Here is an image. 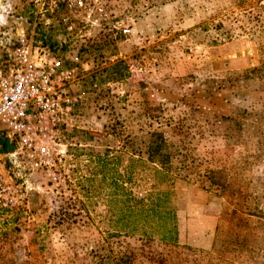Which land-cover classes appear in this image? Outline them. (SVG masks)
Returning <instances> with one entry per match:
<instances>
[{"label": "rangeland", "instance_id": "obj_1", "mask_svg": "<svg viewBox=\"0 0 264 264\" xmlns=\"http://www.w3.org/2000/svg\"><path fill=\"white\" fill-rule=\"evenodd\" d=\"M25 48L61 65L0 119V264H264V0H0L4 77ZM164 190L176 242L114 223Z\"/></svg>", "mask_w": 264, "mask_h": 264}, {"label": "trees", "instance_id": "obj_2", "mask_svg": "<svg viewBox=\"0 0 264 264\" xmlns=\"http://www.w3.org/2000/svg\"><path fill=\"white\" fill-rule=\"evenodd\" d=\"M8 145V139L0 137V153L7 152ZM118 162L119 157L117 156L110 163L108 160L99 159L97 171L102 176L101 181L110 180L109 185L113 190L111 201L113 203L117 202L120 191L125 192V189L117 180L118 173L115 169ZM134 162V160H130L124 170L128 179L132 177ZM154 172L157 175H163L157 169ZM171 196L172 191L170 190L159 191L153 195H149L146 202L143 200L140 202L135 201V205H127L124 208H120L114 213L116 218L114 223H120L122 230L127 233L140 231L144 236H147L149 233H156L161 236L162 241L174 243L177 240L178 227L176 211ZM125 197L129 202L133 200L130 198V194H126Z\"/></svg>", "mask_w": 264, "mask_h": 264}, {"label": "built area", "instance_id": "obj_3", "mask_svg": "<svg viewBox=\"0 0 264 264\" xmlns=\"http://www.w3.org/2000/svg\"><path fill=\"white\" fill-rule=\"evenodd\" d=\"M18 54L20 69L14 70L8 78L0 71V119L12 128L22 127L32 105L42 108L45 94L50 90L51 76L61 65L56 60L50 62L49 68L41 60L32 64L29 48L20 49ZM39 93L41 95L37 96Z\"/></svg>", "mask_w": 264, "mask_h": 264}]
</instances>
